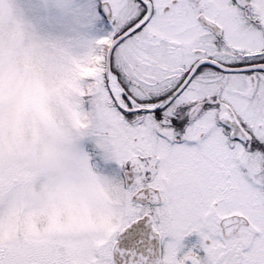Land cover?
Wrapping results in <instances>:
<instances>
[{"label": "snow or ice", "instance_id": "6c2138e0", "mask_svg": "<svg viewBox=\"0 0 264 264\" xmlns=\"http://www.w3.org/2000/svg\"><path fill=\"white\" fill-rule=\"evenodd\" d=\"M4 0H0L2 5ZM61 44L69 150L99 222L0 219V264H264V0H36ZM26 171L0 168V207Z\"/></svg>", "mask_w": 264, "mask_h": 264}, {"label": "rangeland", "instance_id": "374dc122", "mask_svg": "<svg viewBox=\"0 0 264 264\" xmlns=\"http://www.w3.org/2000/svg\"><path fill=\"white\" fill-rule=\"evenodd\" d=\"M35 2L10 0L8 10L0 7V23L5 18L30 23L40 62L41 86L50 105L38 125L18 130L7 138L0 132V168L28 173L26 181L6 197L0 207V219L11 226H30L40 232L75 231L99 222L106 202L115 197V192L107 183L91 182L82 174L56 181L44 171L49 161L69 150L73 116L60 60L61 44L67 38L49 35L40 23Z\"/></svg>", "mask_w": 264, "mask_h": 264}, {"label": "clouds", "instance_id": "9594fccd", "mask_svg": "<svg viewBox=\"0 0 264 264\" xmlns=\"http://www.w3.org/2000/svg\"><path fill=\"white\" fill-rule=\"evenodd\" d=\"M0 7L8 10L10 0ZM49 106L31 25L5 18L0 23V132L7 138L38 125Z\"/></svg>", "mask_w": 264, "mask_h": 264}]
</instances>
